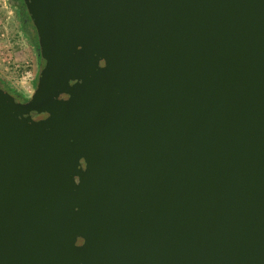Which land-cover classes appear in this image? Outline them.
Masks as SVG:
<instances>
[{
  "label": "water",
  "instance_id": "95a60500",
  "mask_svg": "<svg viewBox=\"0 0 264 264\" xmlns=\"http://www.w3.org/2000/svg\"><path fill=\"white\" fill-rule=\"evenodd\" d=\"M22 2L0 264H264V0Z\"/></svg>",
  "mask_w": 264,
  "mask_h": 264
},
{
  "label": "rangeland",
  "instance_id": "374dc122",
  "mask_svg": "<svg viewBox=\"0 0 264 264\" xmlns=\"http://www.w3.org/2000/svg\"><path fill=\"white\" fill-rule=\"evenodd\" d=\"M16 11L8 0H0V84L29 97L37 82L39 55L22 32Z\"/></svg>",
  "mask_w": 264,
  "mask_h": 264
},
{
  "label": "flooded vegetation",
  "instance_id": "af4514ba",
  "mask_svg": "<svg viewBox=\"0 0 264 264\" xmlns=\"http://www.w3.org/2000/svg\"><path fill=\"white\" fill-rule=\"evenodd\" d=\"M9 3H11V2L9 1ZM11 5H13L16 8L17 16L19 19H21L22 32L26 35V37L30 41L31 39H33L34 36H36V32H35V29H34L32 23H31V20H30L28 14L26 12V9L24 7L22 0H12ZM18 99L20 101H23V99L21 97H19Z\"/></svg>",
  "mask_w": 264,
  "mask_h": 264
},
{
  "label": "trees",
  "instance_id": "16d2710c",
  "mask_svg": "<svg viewBox=\"0 0 264 264\" xmlns=\"http://www.w3.org/2000/svg\"><path fill=\"white\" fill-rule=\"evenodd\" d=\"M30 41L32 42L33 46H36L37 47V39H36V36H34L33 39H31ZM0 85H2V87L4 89H6L9 93L15 95V97H17V98L21 97L23 99V101H25L27 99L26 96H24L23 94L17 93L15 90H12L10 87L4 86L3 84H0Z\"/></svg>",
  "mask_w": 264,
  "mask_h": 264
}]
</instances>
